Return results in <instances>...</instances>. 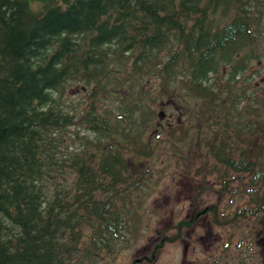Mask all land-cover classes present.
<instances>
[{
	"label": "trees",
	"instance_id": "trees-1",
	"mask_svg": "<svg viewBox=\"0 0 264 264\" xmlns=\"http://www.w3.org/2000/svg\"><path fill=\"white\" fill-rule=\"evenodd\" d=\"M168 99L186 121L155 127ZM167 143L217 197L201 214L226 235L200 264H264V0H0V264H105Z\"/></svg>",
	"mask_w": 264,
	"mask_h": 264
},
{
	"label": "rangeland",
	"instance_id": "rangeland-1",
	"mask_svg": "<svg viewBox=\"0 0 264 264\" xmlns=\"http://www.w3.org/2000/svg\"><path fill=\"white\" fill-rule=\"evenodd\" d=\"M31 6L36 9L39 5L32 1ZM261 65L252 61L251 69H259ZM259 74L262 75L263 72ZM122 76L125 73L118 76L120 81ZM250 79L262 83L257 73ZM154 82L155 84L149 79L146 85L154 89L156 78ZM87 91L88 87L84 85L72 86L66 89L62 103L70 109L83 108L87 101ZM122 91L124 87L116 88V84L111 83L104 99L116 105L117 96ZM166 102H160L156 107L155 127L186 121V113L178 101L168 99ZM169 147L168 143L165 149L161 146L156 156L151 159L150 166L154 170L155 182L151 184L150 191L137 209L136 235L114 257L108 260L105 258V264H200L207 252L215 251L216 244L224 241L225 230L216 229L204 215L199 214L205 206L217 201L216 194L206 187V183L202 185L199 179H192L184 167L177 164ZM213 180L210 178L209 183ZM224 202L225 200L219 201V206H223ZM261 226L262 229L250 248L252 254L258 255L260 262L264 260V221ZM164 237L172 240L165 241L155 256L150 258L155 245ZM237 239L238 237H234L233 241ZM244 249H247L246 246Z\"/></svg>",
	"mask_w": 264,
	"mask_h": 264
},
{
	"label": "flooded vegetation",
	"instance_id": "flooded-vegetation-1",
	"mask_svg": "<svg viewBox=\"0 0 264 264\" xmlns=\"http://www.w3.org/2000/svg\"><path fill=\"white\" fill-rule=\"evenodd\" d=\"M202 213V211L199 212V214Z\"/></svg>",
	"mask_w": 264,
	"mask_h": 264
}]
</instances>
